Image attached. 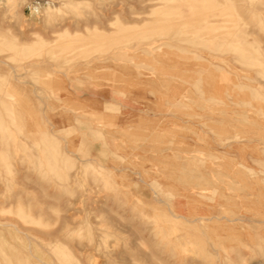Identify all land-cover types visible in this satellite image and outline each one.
I'll use <instances>...</instances> for the list:
<instances>
[{"label":"rangeland","instance_id":"rangeland-1","mask_svg":"<svg viewBox=\"0 0 264 264\" xmlns=\"http://www.w3.org/2000/svg\"><path fill=\"white\" fill-rule=\"evenodd\" d=\"M130 263L264 264V0H0V264Z\"/></svg>","mask_w":264,"mask_h":264},{"label":"bare ground","instance_id":"bare-ground-1","mask_svg":"<svg viewBox=\"0 0 264 264\" xmlns=\"http://www.w3.org/2000/svg\"><path fill=\"white\" fill-rule=\"evenodd\" d=\"M161 184V183H160ZM156 187V186H155ZM161 188V187H160ZM159 191V190H158ZM162 192H163V190H162ZM168 192V191H167ZM214 193H215V191H213ZM165 193V192H164ZM172 193V192H171ZM166 194V193H165ZM170 194V193H169ZM216 195V194H215ZM172 196V195H171ZM203 196V195H202ZM170 197V196H169ZM206 197V196H205ZM170 199V198H169ZM167 200V199H166ZM151 210V209H150ZM149 210V211H150ZM220 210V209H219ZM138 230H136V232H137ZM139 233V232H138ZM140 235V234H139ZM141 236V235H140ZM142 239V238H141ZM137 241V240H136ZM144 243H146V241H144ZM147 244V243H146ZM140 245V244H139ZM143 246V245H142ZM147 246V245H146ZM146 249V248H145ZM146 250H148V247H147V249ZM150 251H152V250H150ZM149 252V251H148ZM151 253V252H150ZM152 254V253H151ZM151 256V255H150ZM153 256V255H152ZM156 259V258H155ZM157 260V259H156ZM134 262V259L132 260V263ZM137 262V261H136ZM158 263H159V261H157ZM132 263H130V264H132ZM136 264H139V263H136ZM142 264V263H141ZM161 264H163V263H161Z\"/></svg>","mask_w":264,"mask_h":264}]
</instances>
